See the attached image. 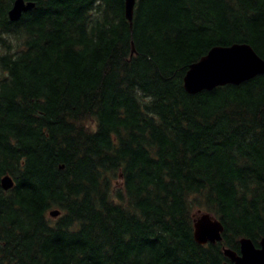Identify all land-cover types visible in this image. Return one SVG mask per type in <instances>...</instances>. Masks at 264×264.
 Segmentation results:
<instances>
[{"label": "trees", "instance_id": "1", "mask_svg": "<svg viewBox=\"0 0 264 264\" xmlns=\"http://www.w3.org/2000/svg\"><path fill=\"white\" fill-rule=\"evenodd\" d=\"M0 0V264H223L264 238V74L187 94L210 48L264 60V0ZM59 215L50 219L48 211ZM220 241L198 245L192 213Z\"/></svg>", "mask_w": 264, "mask_h": 264}, {"label": "water", "instance_id": "2", "mask_svg": "<svg viewBox=\"0 0 264 264\" xmlns=\"http://www.w3.org/2000/svg\"><path fill=\"white\" fill-rule=\"evenodd\" d=\"M136 0H123L124 17L130 24L132 10ZM34 3L13 0L7 11L9 21H16L22 13L32 9ZM264 74V60L258 57L246 44H231L225 47H212L196 62L190 64L182 77V88L194 95L201 91H210L224 85H238L258 75ZM13 183L7 175L0 179V187L7 191ZM59 215L56 209L48 211L52 219ZM222 227L207 213L194 211L192 214V238L198 245L219 242ZM227 262L223 264H264V238L257 245L242 238L238 241V253L223 249Z\"/></svg>", "mask_w": 264, "mask_h": 264}, {"label": "rangeland", "instance_id": "3", "mask_svg": "<svg viewBox=\"0 0 264 264\" xmlns=\"http://www.w3.org/2000/svg\"><path fill=\"white\" fill-rule=\"evenodd\" d=\"M193 213H194V212H193ZM193 213H192V214H193Z\"/></svg>", "mask_w": 264, "mask_h": 264}]
</instances>
